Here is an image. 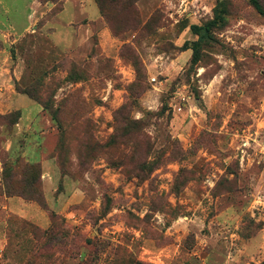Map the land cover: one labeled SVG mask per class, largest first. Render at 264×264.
Segmentation results:
<instances>
[{"label":"rangeland","instance_id":"1","mask_svg":"<svg viewBox=\"0 0 264 264\" xmlns=\"http://www.w3.org/2000/svg\"><path fill=\"white\" fill-rule=\"evenodd\" d=\"M100 1L102 43L52 48L62 0L0 40V264H264V0Z\"/></svg>","mask_w":264,"mask_h":264},{"label":"crops","instance_id":"2","mask_svg":"<svg viewBox=\"0 0 264 264\" xmlns=\"http://www.w3.org/2000/svg\"><path fill=\"white\" fill-rule=\"evenodd\" d=\"M52 7V3L42 4L38 0H0V40L13 42L31 32L38 20ZM95 25L99 27L97 31L98 40L99 43H102L103 37L108 33V29L95 0H64L61 10L48 20V26L44 30L48 34L46 38L52 42V48L64 51L71 48L76 42L80 44L87 43L93 32L92 26ZM20 94L24 93H18L15 99H19ZM33 101L36 102L35 100ZM11 102L6 97H3L1 103L2 105L6 103V105L1 108L6 106V111L0 109V112H7L10 109L19 107V105L10 107L9 104L11 105ZM20 110V122L17 123L20 129H29L31 127L35 129V127L50 124V120L44 115L42 109L27 118L23 117V110L21 108ZM13 144L11 145L12 151L15 149ZM30 147L36 153L34 162H41L46 167L43 178L49 180L50 167L43 157V148L40 145L37 147L31 145ZM28 151L27 153H29ZM27 153L25 151V156L29 157ZM4 198L6 200L5 207L8 208L10 205L13 213L17 215L45 218L44 214L37 211L35 205L26 202L22 197L4 196Z\"/></svg>","mask_w":264,"mask_h":264},{"label":"trees","instance_id":"3","mask_svg":"<svg viewBox=\"0 0 264 264\" xmlns=\"http://www.w3.org/2000/svg\"><path fill=\"white\" fill-rule=\"evenodd\" d=\"M38 1H41V2H44V3H48V2H52V3H57V2H59V0H38ZM63 1L64 0H62V3L61 4H63ZM96 2H97V4H98V6H99V9H100V13H101V15L102 16H106V13H105V11L103 10V7H102V4H101V1L100 0H95ZM253 1V3L255 4V6L258 8V9H261V6H260V4H259V2L257 1V0H252ZM61 8H62V6H61ZM61 8L57 11V12H59L60 10H61ZM193 28H195V27H193ZM183 49L182 50H185V49H187L186 47H185V45H183V47H182ZM195 52H196V49H194V55H195ZM21 93H24V94H27L31 99H32V97L28 94V93H26V92H21ZM43 110H46V109H48V107L46 106V105H43ZM56 111H54V112H52V120L53 121H55V122H57L58 121V119H57V116H56V113H55ZM21 117V115L19 114L18 115V118H20ZM17 118V119H18ZM17 119L15 120V122L17 123ZM18 153L20 154V152L18 151V150H16V149H14L13 151H12V154L11 155H18ZM39 162H32L31 163V166H33V165H35V164H38ZM6 196H8V197H11V196H16V195H7L6 194ZM19 197H21V196H19Z\"/></svg>","mask_w":264,"mask_h":264}]
</instances>
